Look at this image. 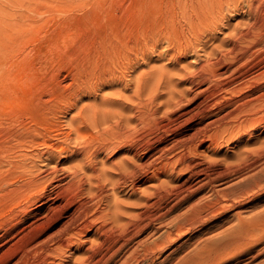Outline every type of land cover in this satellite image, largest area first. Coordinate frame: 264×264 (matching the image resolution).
Listing matches in <instances>:
<instances>
[{"label": "rangeland", "instance_id": "rangeland-1", "mask_svg": "<svg viewBox=\"0 0 264 264\" xmlns=\"http://www.w3.org/2000/svg\"><path fill=\"white\" fill-rule=\"evenodd\" d=\"M164 1L167 0H0V99H20L21 107L30 110L25 114L31 115H34L37 109L54 107L53 110L43 111L53 119L51 127L60 133L71 128L67 122L70 116L85 109V121L82 123L78 121L76 124L82 131L91 135L96 134L99 127H104L100 126L102 120L101 116H98L102 114L99 112L103 109L108 116L106 122L108 128L114 133L119 132L127 136L126 131L130 129L135 137L144 138L143 144L146 147L150 146L145 151L138 152L137 149L133 152L134 146L130 147L127 137L120 140L117 149L119 151H112L111 148L102 149L95 158L91 160L87 158L85 161L83 155L74 157V161L85 168L80 170L84 179L90 178L94 182L92 186H95L96 179L104 180L107 184L117 172L112 165H121L122 158L130 160L135 158L136 163L147 164L159 154L157 153L159 144L156 143L159 139L163 138L164 140L160 142L169 146L175 139L189 138L197 128L204 127L210 121H216L246 100V97L250 99L249 97L255 95L257 81L246 84L240 92L213 87L218 82L222 87L228 86L231 80H234L233 70L245 62L244 58L231 64L230 58L233 55L227 54L229 44L227 40L235 28L242 27L251 17L247 8L238 6L235 10L222 11L217 14L216 25L210 30L203 25H199L196 31L191 30L190 53L178 54L171 51L167 56H160L166 50V44L157 41L165 19ZM180 21L183 23V20ZM104 47H109L106 55ZM220 53L225 55L223 58L226 57V60L223 59L224 62L217 67L218 75L210 74L209 79L204 82L191 78L194 82L190 87L187 78L206 65V61L213 62ZM247 54L251 57L250 63L243 66L250 68L264 58V43L260 45L253 43L249 46ZM258 69L260 68L257 67L256 70ZM173 86L181 93L180 102L175 108L164 104L170 97L168 93ZM69 99H74L73 107H69ZM113 100L115 101L111 103ZM139 101L146 104L147 115L144 123H140L137 117L133 116ZM261 103L264 104V100ZM101 105L105 107L102 108ZM6 108L0 109V125L3 127H7L10 121L8 120L10 105ZM97 110L99 114H95ZM191 114L198 115L194 121L179 127V124ZM27 118L23 119L25 124L29 122V116ZM167 123H171L170 128H174V131L170 133L162 131L161 127ZM213 126L210 127L209 134L214 131ZM13 127L18 128L16 123ZM1 132L4 133L0 128V163L3 164L4 170H11L12 166L8 164L19 161L26 164L24 167L27 170L39 173L44 178L45 170L53 168L55 163L57 168L67 166L64 158L53 160L44 153L45 148L42 146L37 148L29 145L17 146L12 139L1 144L6 138ZM226 133L222 134L224 138H220L218 144L206 141L203 146L196 144L195 148L191 143L187 156L195 160L194 163H200L201 166L203 164V167L211 165L221 169L223 164L234 162L237 157L235 155L240 151L260 149L264 146L263 127L252 131L251 137L243 136L240 139L227 138ZM88 139L72 134L70 144L68 145L67 141L64 146L74 150L76 147H83L84 141ZM37 149L43 151L41 157L35 155ZM135 153L138 157H134ZM90 166H93L95 172L89 169ZM177 171L178 168L172 170L170 165L156 163L145 173L147 177L142 175L134 181L136 185L122 184L114 193L107 192L109 194L107 203L102 205L104 212L108 213L109 203L115 204L116 208H112V211L118 210L121 223L135 219L145 208L144 198L161 183H173L177 179ZM181 175L185 179L188 172L183 171ZM50 183L53 185L50 186ZM57 184L55 181H46L47 192ZM207 194L206 191H202L191 201L197 200L199 196L204 198ZM4 200L9 201V196H5ZM38 205L31 206L32 214L22 213L11 221H6L9 204L0 205V225L3 228H11L10 235L0 237V245L5 242L7 244L2 245L0 254L6 253L4 261L10 260L9 264H13L16 259L8 250L13 249L24 234L31 232L29 236L33 237L41 234L43 238L58 228V224L54 223L42 229L34 224L37 218L45 215ZM263 205L257 211L263 210ZM185 206L183 205L179 211H184ZM249 214L243 212L245 217L251 216ZM147 232L142 234L143 237L140 235L139 239L152 238ZM195 232H191L192 241L199 234L198 231ZM90 239L91 234L78 240L72 249L75 252L72 258H68L71 251H66L65 254L60 253L50 259L49 264L71 262L79 264L83 258L82 251L89 245L87 242L93 241ZM183 241L167 247L157 256L154 264H175L178 257L175 256V259L172 256L170 259L168 255ZM192 241L191 254L196 245L192 244ZM245 255L244 251L237 255H225L218 264H236L240 263L239 261L243 264L247 262ZM261 259L252 264H259Z\"/></svg>", "mask_w": 264, "mask_h": 264}, {"label": "bare ground", "instance_id": "bare-ground-1", "mask_svg": "<svg viewBox=\"0 0 264 264\" xmlns=\"http://www.w3.org/2000/svg\"><path fill=\"white\" fill-rule=\"evenodd\" d=\"M163 5L165 19L157 41L165 43L166 50L160 56H167L171 51L178 54L190 53L191 30L196 31L199 25L210 30L216 25L217 14L225 10H235L238 6L246 7L251 17L242 27L235 28L234 33L229 35L227 40L229 42L227 54L233 55L230 58L231 64L244 58L245 62L233 70L234 80H231L228 86L222 87L218 82L213 87L240 92L246 84L257 81L255 95L249 97L250 99L245 96L246 100L233 110H229L216 121H210L204 127L197 128L189 138H174L169 146L160 142L163 138L159 139L156 142L159 144V148L156 147L159 154L147 164L136 163L135 158L133 160L122 158L121 165H112L117 172L108 181L109 188L105 181L100 179H96L95 186H92L94 182L90 178L84 179L83 173H80V170H85L84 166L73 158L83 155L85 161L87 158L89 160L95 158L102 149L111 148L112 151H119L117 149L120 140L127 137L130 147L134 146L133 152L137 149L138 152L145 151L150 146L146 147L143 144L144 138L135 137L130 129L126 131L127 136L119 132L114 133L108 128L106 123L108 116L103 109L101 112L95 111V114L102 113L98 116H101L102 120L100 126H104L99 127L96 134L91 135L82 131L76 124L78 121L83 122L85 109L70 116L67 122L71 128L60 133L51 127L53 119L43 111V109L53 110L54 107L37 109L35 114L31 115L25 114L30 110L21 107L20 99H0L1 110H6V106L10 105L8 126L0 125L4 132L1 133L6 137L1 144L12 139L17 146L29 145L36 148L42 146L45 148L44 153L50 158L53 160L64 158L67 164L65 167L57 168L55 163L53 168L45 170L43 178L39 173L27 170L24 167L25 163L17 161L8 164L12 166L9 171L4 170L3 164L0 163V205L9 204L6 221H11L22 213L32 214L31 206L39 204L37 207L43 209L45 215L37 218L34 224L41 229L51 223L58 224V228L53 233L43 238L41 234L34 237L29 236L31 232L24 234L19 242L15 243L13 249L8 250L16 259L13 264H49L50 259L60 253L65 254L66 251H71L68 258H72L75 253L72 250L74 245L80 238H86L89 234L92 235L90 240L93 241L87 242L89 245L82 251L83 258L79 264H154L157 256L167 247L177 245L182 240L184 241L175 246L176 248L168 255L170 259L172 256L175 259V256L178 257L175 264H218L223 256L237 255L243 251L244 255L247 253L245 255L247 262L243 264H252L264 258V209L257 211L264 204V146L260 149L240 151L235 155L237 157L234 162L223 164L221 169L208 164L203 167V164L201 166L200 163H194L195 160L186 154L191 143L195 148L196 144L203 146L206 141L218 144L220 138H224L222 137L224 132H227V138L240 139L243 136L251 137L252 131L264 128V104L261 103L264 100V70L261 69L264 67H260L264 66V58L250 68L243 66L250 63L251 57L247 54L249 46L253 43L256 45L264 43V0H167ZM180 19L183 23H180ZM210 23L212 25H209ZM246 42L248 45H244ZM108 50L109 47L103 48L105 55ZM223 56L225 55L220 53L213 62L206 61V65L194 75H190L187 78L190 87L196 79L199 80L198 82H204L209 79L210 74L218 75L217 67L226 60ZM257 67L260 69L256 70ZM179 93L173 86L168 93L170 97L164 102L165 106L175 108L180 102ZM72 102L74 99H69V107H73ZM145 106V103L139 101L133 115L140 123H144L146 119ZM101 107L105 106L101 105ZM197 115L191 114L179 124V127L194 121ZM27 116L30 119L25 124L23 119ZM96 118L97 116L94 117ZM15 123L18 128L13 127ZM171 126V123H167L161 129L164 133H170L174 131ZM211 126L214 131L209 134ZM72 134L89 139L84 141L83 147L71 150L65 147L64 143L69 141L67 144H70ZM42 152L37 149L35 155L41 157ZM134 157H138L137 153ZM156 163L170 165L172 170L178 168L177 179L172 181L173 183H161L147 197L142 196L145 208L136 215L135 219L121 223L118 210L112 211V208H116L115 204L109 203L108 213L104 212L102 205L107 203L109 196L107 192L114 193L122 184H135L134 181L145 175ZM89 169L95 172L93 166ZM183 171L188 172L185 179L181 175ZM48 180L58 183L53 188H49V192L46 185ZM63 181L65 182L62 183ZM49 185L52 186L53 183ZM202 191H206L208 196L205 195L204 198L199 196L201 198L198 197L199 199L192 202L191 200ZM5 196H9L10 200L5 202ZM183 205H186L184 211H179ZM243 212L253 214L245 217L247 214L243 216ZM215 222L216 224H213ZM10 231L11 228H3L0 225V237L10 235ZM192 231L199 233L193 241ZM146 232L152 238L139 239V236ZM191 241L192 244H196L192 254ZM3 244L0 245V249L3 248ZM1 254L0 264H9L10 260L4 261L6 253ZM239 262L236 264H241V261ZM258 263L264 264V259Z\"/></svg>", "mask_w": 264, "mask_h": 264}]
</instances>
